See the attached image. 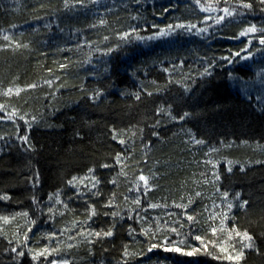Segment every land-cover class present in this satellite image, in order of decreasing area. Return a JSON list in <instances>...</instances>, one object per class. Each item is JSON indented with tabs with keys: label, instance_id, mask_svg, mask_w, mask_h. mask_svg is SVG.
<instances>
[{
	"label": "trees",
	"instance_id": "trees-1",
	"mask_svg": "<svg viewBox=\"0 0 264 264\" xmlns=\"http://www.w3.org/2000/svg\"><path fill=\"white\" fill-rule=\"evenodd\" d=\"M56 262L264 264V0H0V264Z\"/></svg>",
	"mask_w": 264,
	"mask_h": 264
},
{
	"label": "snow or ice",
	"instance_id": "snow-or-ice-1",
	"mask_svg": "<svg viewBox=\"0 0 264 264\" xmlns=\"http://www.w3.org/2000/svg\"><path fill=\"white\" fill-rule=\"evenodd\" d=\"M248 31H255V29H254V28H250ZM24 139H26V137H25ZM141 179H144V177H141ZM107 235H111V233H107ZM244 237H245L246 239L251 240V237H249V236L247 235V233L244 234ZM248 246L250 247L251 245H248ZM190 254H191V253H189V255H190Z\"/></svg>",
	"mask_w": 264,
	"mask_h": 264
},
{
	"label": "rangeland",
	"instance_id": "rangeland-1",
	"mask_svg": "<svg viewBox=\"0 0 264 264\" xmlns=\"http://www.w3.org/2000/svg\"><path fill=\"white\" fill-rule=\"evenodd\" d=\"M52 264H65V263L56 262V263H52Z\"/></svg>",
	"mask_w": 264,
	"mask_h": 264
}]
</instances>
